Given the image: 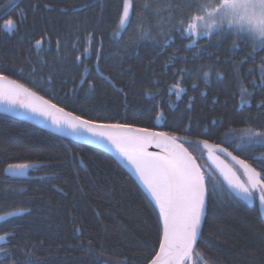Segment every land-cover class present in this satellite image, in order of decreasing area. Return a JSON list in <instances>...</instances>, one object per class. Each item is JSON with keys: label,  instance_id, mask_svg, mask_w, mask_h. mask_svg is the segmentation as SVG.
<instances>
[{"label": "trees", "instance_id": "trees-1", "mask_svg": "<svg viewBox=\"0 0 264 264\" xmlns=\"http://www.w3.org/2000/svg\"><path fill=\"white\" fill-rule=\"evenodd\" d=\"M14 2L15 10L6 13L13 0H0V73L97 122L167 132L190 141L206 138L261 172L264 146L240 151L223 143V132L260 130L264 125V107H257L264 100V52L253 58L245 44L233 47V37L218 44L199 39L206 51L189 49L190 37L167 29L168 20L159 27L155 18H150L154 39L141 40L138 23L142 14L148 16L142 13L145 1L132 0V24L122 34L124 0ZM173 9L166 13L170 18ZM182 14L176 11L175 18ZM10 18L18 28L9 34L3 25ZM158 30L170 32L172 43L162 46ZM41 38L45 42L38 51L34 45ZM101 43L99 72L114 86L95 68ZM86 50L89 59H84ZM204 73H209L207 81ZM176 83L185 89L179 98L169 91ZM241 86L252 93L245 95L250 108L240 107ZM185 146L196 157L203 154ZM9 164L40 168L30 172L29 180H11L5 175ZM19 211L22 216L0 221V235L15 237L0 247L18 261L30 253L34 264H93L91 248L107 264H150L159 250V210L123 164L103 150L0 116V216ZM203 237L210 246L198 242L194 264H264V218L257 204L210 199Z\"/></svg>", "mask_w": 264, "mask_h": 264}, {"label": "snow or ice", "instance_id": "snow-or-ice-1", "mask_svg": "<svg viewBox=\"0 0 264 264\" xmlns=\"http://www.w3.org/2000/svg\"><path fill=\"white\" fill-rule=\"evenodd\" d=\"M17 4L11 3L5 9L6 13L15 10ZM92 7L85 5L84 11ZM182 11L179 18H175L176 11ZM173 16L168 19L167 29L179 32L182 36L191 38L186 48H196L200 51L199 39L207 38L209 44L233 37V47H239L241 43L251 49L254 58L259 52H264V0H184L182 6L173 9ZM133 15L132 0H124L121 25L131 27ZM3 19V13H0ZM18 28L15 19H8L3 30L12 33ZM158 34L164 37L163 45L173 41L170 32L158 30ZM141 40H152L154 37L149 32H143ZM44 38L35 41V49L41 50ZM91 41L89 40V44ZM49 44L51 40L49 39ZM60 42L57 40V48ZM75 49V45H73ZM90 53L86 50L84 59H89ZM173 58H170V60ZM97 66L101 60L100 50L95 55ZM77 66H82L80 55L76 56ZM243 63V62H242ZM264 67V57L261 58ZM22 71V70H21ZM87 76L89 70L84 69ZM185 74L191 73L185 70ZM179 75V73H177ZM204 78L209 79V73H204ZM222 78V77H221ZM81 80V83H84ZM261 87H264V72L261 74ZM89 87L94 84L89 82ZM196 85H193L195 88ZM253 87H257L253 81ZM170 92H175L177 98L185 92L178 83L171 85ZM240 107L252 106L251 100L245 99V95L251 96L241 86ZM264 107V100L257 104ZM0 111L24 116L28 119L43 118V122L64 135L88 140L92 143L109 144L116 152L126 160L137 173L140 181L148 190L159 210L158 221L162 224V235L159 240V250L154 253L150 264H185L186 259L193 254L197 243L210 246L203 237V224L206 219L207 203L210 199L239 198L248 203L258 199L259 205L264 208V167L258 172L255 167L233 155L227 147L218 143H210L208 139L190 141L181 139L167 132L150 131L146 128H136L122 123L97 122L83 114H74L66 111L64 107H58L56 103L37 95L17 80L10 79L0 73ZM223 143L234 145L240 151H246L255 146H264V125L260 130L252 127L229 128L223 132ZM185 144H189L197 151H206L207 157L219 170L222 179L202 168L197 162L196 156L189 151ZM160 149L159 152L148 151L149 147ZM219 154H225L240 166L238 171L220 159ZM264 166V160L260 161ZM28 164H9L7 171L13 175L26 174ZM243 177V179L241 178ZM210 184V186H209ZM23 215V211L9 214L8 217L0 216V221ZM77 231H79L77 229ZM15 238L14 234L0 235V244L9 242ZM89 255L93 264H107L100 259L90 248ZM34 264L31 254H25L23 261L14 259V254L0 247V264Z\"/></svg>", "mask_w": 264, "mask_h": 264}, {"label": "water", "instance_id": "water-1", "mask_svg": "<svg viewBox=\"0 0 264 264\" xmlns=\"http://www.w3.org/2000/svg\"><path fill=\"white\" fill-rule=\"evenodd\" d=\"M100 55L102 54V44L100 45ZM95 68H96V71L99 73V75L104 78L105 76H103L100 72H99V66H97V64H95ZM110 84H112L114 86V84L111 82V80L109 78H105ZM13 80V79H12ZM28 88V87H27ZM33 91V90H32ZM38 95V93H37ZM46 99V98H45ZM59 107V106H58ZM0 116H3V117H6V118H10V119H13V120H17V121H21V122H24L26 124H29L31 126H34L36 128H39L41 130H44L48 133H51L57 137H60L62 139H65V140H68L70 142H73V143H76V144H79V145H82V146H85V147H90V148H96V149H100V150H103L107 153H109L110 155H112V153H117L116 150L109 144L105 143V144H99V143H92L88 140H84V139H81V138H77V137H74V136H71V135H64L62 133H59L57 132L54 127L52 126H49L48 124L44 123L43 122V118L42 117H38L36 119H28L24 116H21V115H17V114H12V113H4L2 111H0ZM148 151L150 152H159L160 149L152 146V147H149ZM220 155V159L223 160L226 164H229L230 166L232 165H235L236 167H238L239 169L240 166L238 164H236L235 161H232L230 157H227L225 154H219ZM113 156V155H112ZM114 157V156H113ZM115 158V157H114ZM206 161H207V166H201L202 168L206 169V174H208V172H211L212 174H215L216 176L219 177V179H222V177H220L219 175V170L216 168V165L208 159L207 155H206ZM116 159V158H115ZM198 162V161H197ZM121 163V162H120ZM123 164V163H121ZM232 164V165H231ZM124 165V164H123ZM125 166V165H124ZM126 167V166H125ZM37 168H40V166L38 165H29V168L27 169L26 171V174L24 175H16V176H13L11 175L7 170L5 172V175L12 179V180H29V173L32 172L34 169H37ZM127 168V167H126ZM128 170V168H127ZM242 170V169H241ZM129 171V170H128ZM130 172V171H129ZM131 173V172H130ZM132 174V173H131ZM147 194V193H146ZM149 196V195H148ZM150 197V196H149ZM151 199V198H150ZM239 199V198H237ZM152 200V199H151ZM240 201H242L244 204H246L247 206L249 207H252L254 206L255 204V200L252 201V203H248L247 201L245 200H241L239 199ZM153 201V200H152ZM153 203L155 204V202L153 201ZM156 206V205H155ZM258 207H259V211H260V214L262 215V217L264 218V208H262L260 205H259V201H258ZM207 209H208V203H207ZM207 215V213H206ZM205 223V221H204ZM203 227H204V224H203ZM198 244V243H197ZM197 247V245H196ZM196 249V248H195ZM195 252V250H194ZM194 252L192 255H190L186 261H185V264H194L195 263V259H194Z\"/></svg>", "mask_w": 264, "mask_h": 264}, {"label": "rangeland", "instance_id": "rangeland-1", "mask_svg": "<svg viewBox=\"0 0 264 264\" xmlns=\"http://www.w3.org/2000/svg\"><path fill=\"white\" fill-rule=\"evenodd\" d=\"M144 1L146 2L145 7H143L142 13H147L148 16L145 18L143 14L141 15L139 19V27H138V37L140 38L141 34L143 32H149L150 33V18H155L156 25L159 27L165 26V21H167L170 16H167L166 13L174 8L176 9L177 6H182L184 3V0H139L140 3L144 4ZM151 10V11H148ZM132 17V16H131ZM148 18V19H147ZM127 28V25H121L120 23V33L122 34Z\"/></svg>", "mask_w": 264, "mask_h": 264}, {"label": "bare ground", "instance_id": "bare-ground-1", "mask_svg": "<svg viewBox=\"0 0 264 264\" xmlns=\"http://www.w3.org/2000/svg\"><path fill=\"white\" fill-rule=\"evenodd\" d=\"M105 78V77H104ZM112 155L121 163H123L128 170L132 173V175L135 177L137 183L139 184V186L147 193V195L150 196L148 190L146 189V187L143 185V183L140 181L137 173L135 172L134 168L126 161L124 160L118 153H112ZM30 174V173H29ZM29 176V175H28ZM150 198L152 199V197L150 196ZM153 200V199H152ZM154 201V200H153ZM155 202V201H154ZM47 250V249H46Z\"/></svg>", "mask_w": 264, "mask_h": 264}, {"label": "flooded vegetation", "instance_id": "flooded-vegetation-1", "mask_svg": "<svg viewBox=\"0 0 264 264\" xmlns=\"http://www.w3.org/2000/svg\"><path fill=\"white\" fill-rule=\"evenodd\" d=\"M186 147V146H185ZM206 155H207V152L206 151H203V154L202 155H199V156H197L196 158H197V161H198V163L201 165V166H207V161H206ZM232 165V164H231ZM232 167L234 168V169H236L237 171H238V174L240 173V172H242V170H240V169H238L237 167H235L234 165H232ZM213 175H215V174H213ZM263 175V174H262ZM216 176V175H215ZM217 177V176H216ZM242 179H243V177H241ZM255 204H257L258 205V199H256L255 200ZM254 204V205H255ZM5 244H12L11 242H8V243H5ZM4 244V245H5ZM3 244H0V246H2Z\"/></svg>", "mask_w": 264, "mask_h": 264}]
</instances>
